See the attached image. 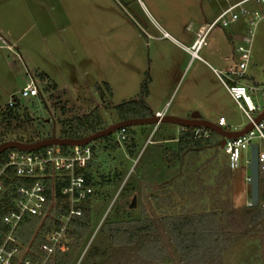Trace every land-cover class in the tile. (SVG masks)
I'll list each match as a JSON object with an SVG mask.
<instances>
[{
  "label": "rangeland",
  "instance_id": "1",
  "mask_svg": "<svg viewBox=\"0 0 264 264\" xmlns=\"http://www.w3.org/2000/svg\"><path fill=\"white\" fill-rule=\"evenodd\" d=\"M6 2L0 0V34L4 35H0V138L30 142L60 136L62 129H79L86 135L92 132L89 126L102 128L122 116H147L144 93L154 109L162 107L166 114L182 108L189 117L197 109L213 122L222 113L230 129L246 123L212 70L234 61L229 34L234 43L238 41L247 29L245 19L213 26L198 51L200 58L183 49L196 32L204 31L224 0H11L10 10L4 13ZM245 4L250 9L261 7L251 1ZM250 47L244 80L264 87V17L253 29ZM30 75L39 93L21 97L20 89ZM250 94L254 102L264 103L261 90ZM12 95L17 102L10 107ZM108 135L89 142L94 147L91 170L102 183L94 185L93 222L70 264L92 261L84 257L104 221L138 217L142 209L157 217L153 195L177 180L182 194H195V202L188 199L201 209L213 205L226 187L235 207L249 201L244 162L248 151H242L237 169H230L214 132L213 142L184 147L179 162L169 166L166 162L175 157L169 150L184 135L178 125H130ZM56 148L69 151L71 146ZM195 171L201 180L189 188L181 178ZM133 196L134 206L129 207ZM174 197L177 206L186 205L185 198ZM263 219L250 223L224 250L223 264H264ZM52 227L49 222L39 232L47 237ZM158 230V244L170 251L165 228ZM102 239L100 249L106 244ZM28 243L23 244L28 248ZM44 247L46 254L37 264H48L54 252L51 243Z\"/></svg>",
  "mask_w": 264,
  "mask_h": 264
},
{
  "label": "built area",
  "instance_id": "2",
  "mask_svg": "<svg viewBox=\"0 0 264 264\" xmlns=\"http://www.w3.org/2000/svg\"><path fill=\"white\" fill-rule=\"evenodd\" d=\"M224 1V7L204 31L196 32L191 45L186 49L192 57H199L198 51L205 44L206 35L213 26H227L240 18L245 19L246 32L238 35V41L233 42L234 61L224 68H213V72L244 113L246 123L251 122L252 126L240 136L224 138L221 148L228 155L229 168L236 170L242 151H248V157L244 158L247 164L250 145L256 143L259 179H264V117L253 121V118L264 110V103L254 102L250 94L261 90L264 95V87L244 80L250 58L253 29L257 21L264 17V0ZM249 1L259 3L261 7L250 9L245 4ZM38 93V85L30 75L29 80L20 89V96L33 97ZM16 99V96L12 95L7 104H16ZM215 123L230 129L223 116L218 117ZM179 128L187 133L186 138H207L212 132L204 126ZM119 130L124 131V128ZM222 139L220 137V143ZM56 146L46 145L35 150L14 147L4 150V159H0V178L8 176L5 170L11 167L13 175L21 177L22 181L11 180L6 185L0 182V224L5 228L0 227V264H11L13 259L14 264H34L26 256L28 248L14 232L25 215H38L41 221L47 218L52 223L53 227L49 229L46 238L54 245L61 237L68 220L81 214V202L89 199L92 194L90 182L82 173L77 172L91 158L90 144L72 145L69 151H60ZM260 203L264 205V200ZM41 249H45L44 245Z\"/></svg>",
  "mask_w": 264,
  "mask_h": 264
},
{
  "label": "trees",
  "instance_id": "3",
  "mask_svg": "<svg viewBox=\"0 0 264 264\" xmlns=\"http://www.w3.org/2000/svg\"><path fill=\"white\" fill-rule=\"evenodd\" d=\"M127 117L132 116H122L121 119ZM99 128L88 127L92 132ZM183 133L185 135L176 140V146L172 147L173 150H169L175 157L172 161L166 162L168 166L179 162L184 147L190 144L194 147H202L214 141L211 134L207 138L190 139L185 137L186 132ZM83 135L84 133L79 132V129H62L60 136L80 137ZM108 136L101 138L107 139ZM5 139L0 138V142ZM90 147V160L77 172L82 173L90 182L92 194L89 199L81 202V214L68 220L61 237L54 244L53 254L47 259L48 264H70L78 252L80 242L91 228L92 204L96 199L94 198V185H101L102 181L94 179L91 170L94 147L91 144ZM4 154L5 151L0 153V159H4ZM5 171L8 176L0 178L2 184L6 185L11 180L22 181L21 177L13 175L11 167H7ZM196 171L188 173L191 174L190 178L188 174L181 178L184 185L189 183L188 187L191 188L201 180L196 175ZM177 181L171 187L162 186L158 195H153L154 206L159 212L157 217L148 215L146 210L142 209L138 217L104 221L93 239L94 242L86 252L84 260L92 259L89 264H223L224 250L239 235L245 233L250 223L260 217L264 218V205L261 203L256 206L243 205L242 207L232 205L228 200L227 187L222 197L218 195L214 198L213 196V205L201 209L190 202H195V194H190V196L182 194L180 187L176 184ZM174 194L179 198H185L186 205L177 206ZM188 198L191 200L189 201ZM259 200H264V179H259ZM46 220L47 218L42 220L41 227L36 229L40 216L25 215L14 231L23 243L29 242L26 256L34 264H37L40 256L43 257L46 254V249H41V246L49 244L46 236L39 232L49 223H46ZM0 227L5 229L1 224ZM158 227L165 228L170 251L164 245L158 244L161 238ZM102 238L106 239V244L100 249L98 245ZM11 264H14V259Z\"/></svg>",
  "mask_w": 264,
  "mask_h": 264
},
{
  "label": "water",
  "instance_id": "4",
  "mask_svg": "<svg viewBox=\"0 0 264 264\" xmlns=\"http://www.w3.org/2000/svg\"><path fill=\"white\" fill-rule=\"evenodd\" d=\"M264 117V110L253 118V121H258ZM159 122L173 123L178 126H204L210 129L212 132L219 135L222 139L220 147L223 145L224 138H233L244 134L252 126V123H245L238 129H227L217 123L210 121L205 118H201L196 112H194L189 117H181L172 114H161L150 113L147 116L138 117L132 116L124 119L115 121L105 127L97 129L91 133L80 137H61L56 135H51L49 137H44L39 140L25 142L17 139H6L0 142V153L8 148H18L21 150H35L46 145H83L93 141L96 138L113 133L121 128L130 125H142V124H156ZM248 169L247 182L249 184V202L247 206H256L260 203L259 200V173H258V163H257V145L256 143H251L249 149V160L246 164ZM135 196L132 197V201L129 207L134 206Z\"/></svg>",
  "mask_w": 264,
  "mask_h": 264
},
{
  "label": "crops",
  "instance_id": "5",
  "mask_svg": "<svg viewBox=\"0 0 264 264\" xmlns=\"http://www.w3.org/2000/svg\"><path fill=\"white\" fill-rule=\"evenodd\" d=\"M11 0H7V2H6V4L4 3V5H3V11H4V13L5 12H8L9 10H10V8H11ZM164 34H167V32H164ZM1 35V34H0ZM1 37L3 38L4 37V35H1ZM0 37V38H1ZM229 37H230V39H231V42H232V44H233V42H234V39L232 38V35L231 34H229ZM194 38V37H193ZM238 38V37H237ZM193 41V40H192ZM192 43V42H191ZM191 45V44H190ZM190 45H188V46H190ZM7 46H9V45H7ZM187 45H183V49H184V52H187L189 55H190V53H189V51L186 49V47H188ZM203 46V45H202ZM233 48V47H232ZM234 52V51H233ZM199 55V54H198ZM234 56H235V54H234ZM190 57H192L191 55H190ZM195 58H200V56L199 57H195ZM216 69V68H215ZM212 70H213V68H212ZM250 80V79H249ZM248 80V82H251V81H249ZM106 82V81H105ZM254 82V81H253ZM146 86V85H145ZM224 86V85H223ZM225 88V87H224ZM224 93H225V95L227 94V95H229V93H228V91L226 90V88L225 89H221ZM111 92V91H110ZM144 95V97H142V99L144 98V100H145V102H146V105L149 107V112H148V114L147 115H149L150 113H163V114H166V112H164V110H163V108L162 107H159V108H153L152 107V102L150 103V101L148 100V94L146 93H144L143 94ZM230 96V95H229ZM233 100V99H232ZM195 112L201 117V118H205V119H210V118H208V116H207V114H202V112L200 111V110H195ZM170 114H172V115H177V116H181V117H186V115H187V113H188V111L187 110H184V109H182V108H175V110H172L171 112H169ZM220 116H223L224 117V115L222 114V113H219L218 114V116H217V119H218V117H220ZM211 121V120H210ZM234 128H232V129H238V128H240V127H235V126H233ZM178 129H179V126H178ZM219 136V135H218ZM219 140H220V136H219V138L216 140V141H218V143H219ZM176 141V140H175ZM219 147H220V144H219ZM221 148V147H220ZM178 163V162H177ZM176 164V163H175ZM174 164V165H175ZM173 167V166H172ZM247 174H245V176H246Z\"/></svg>",
  "mask_w": 264,
  "mask_h": 264
}]
</instances>
